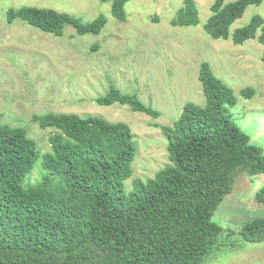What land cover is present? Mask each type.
Wrapping results in <instances>:
<instances>
[{"label": "trees", "instance_id": "1", "mask_svg": "<svg viewBox=\"0 0 264 264\" xmlns=\"http://www.w3.org/2000/svg\"><path fill=\"white\" fill-rule=\"evenodd\" d=\"M129 0H114L111 16L126 18ZM263 0H214L203 30L211 39L233 44L256 39L264 46V20L259 16L230 34L231 25L248 6ZM174 27L197 26L192 0H182ZM8 23L19 19L43 33L61 36L66 26L77 35H97L104 16L88 24L50 9L23 6L5 14ZM264 79V50L262 52ZM198 81L205 103L183 105L169 127L170 165L145 182L130 179L136 154L130 129L97 117L47 114L35 117L40 128H51L49 153L19 128L0 124V264H203L220 249L222 228L212 217L240 175L264 174L263 150L228 114L233 92L200 64ZM254 90H241L252 98ZM99 106H128L151 118L158 113L136 94H121L110 86L94 100ZM39 162L41 178L25 184ZM264 205V186L254 194ZM249 243L264 241V217L247 221L239 230Z\"/></svg>", "mask_w": 264, "mask_h": 264}, {"label": "rangeland", "instance_id": "2", "mask_svg": "<svg viewBox=\"0 0 264 264\" xmlns=\"http://www.w3.org/2000/svg\"><path fill=\"white\" fill-rule=\"evenodd\" d=\"M113 1L0 0V124L21 129L41 154L50 152L47 139L54 130L40 128L35 117L75 115L126 125L136 147L132 176L123 182L128 192L132 180L145 182L170 165L167 138L160 127L171 126L186 103L204 105L198 72L205 62L233 92L236 101L228 114L264 155V46L256 39L235 45L230 37L214 40L206 35L203 25L214 0H192L198 24L188 27L171 25L182 0H129L123 21L111 16ZM23 6L54 10L81 24L102 15L106 23L97 35H77L66 26L61 36H54L19 19L6 21L8 10ZM255 16L264 20V0L248 6L231 25L230 34ZM110 86L121 94H136L158 116L151 118L117 103L97 105L94 100ZM246 88L254 90L252 98L241 96ZM40 174L37 162L25 184L38 182ZM262 186L264 174L237 177L212 217L223 230L222 246L212 250L203 264H264V241L249 243L239 235L247 221L264 217V205L253 199Z\"/></svg>", "mask_w": 264, "mask_h": 264}]
</instances>
